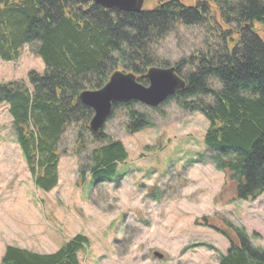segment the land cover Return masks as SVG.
<instances>
[{
    "label": "trees",
    "instance_id": "16d2710c",
    "mask_svg": "<svg viewBox=\"0 0 264 264\" xmlns=\"http://www.w3.org/2000/svg\"><path fill=\"white\" fill-rule=\"evenodd\" d=\"M188 28L204 32L200 48L172 64L160 58L161 45ZM23 46L44 71L28 72L26 84L0 83V104L8 107L36 188L49 192L57 185L59 144L70 127L78 153L85 135L98 144L79 164L80 179L109 182L127 153L103 127L91 133L92 110L80 94L100 89L116 73L146 86L150 69L173 67L183 87L163 104L172 99L208 121L198 162L223 174L233 201L264 194V0H162L139 12L80 0H0V61H15ZM136 104L113 103L108 119L123 110L130 133L152 126ZM227 226L234 241L228 239L229 249L214 264H264V249L253 247L241 227ZM87 245L76 235L52 254L7 246L0 264H79Z\"/></svg>",
    "mask_w": 264,
    "mask_h": 264
},
{
    "label": "rangeland",
    "instance_id": "374dc122",
    "mask_svg": "<svg viewBox=\"0 0 264 264\" xmlns=\"http://www.w3.org/2000/svg\"><path fill=\"white\" fill-rule=\"evenodd\" d=\"M161 1L143 0L141 10L151 11ZM203 33L188 28L170 37L160 58L172 64L188 56L200 48ZM44 68L23 46L15 61H0V83L26 84L28 72ZM134 108L152 126L130 133L123 110L102 126L127 153L109 182L95 185L89 175L80 179L79 164L98 144L85 135L78 153L70 127L59 144L58 183L44 192L35 187L8 107L0 104V259L7 246L52 254L81 235L88 245L78 254L79 264H214L229 249L228 239L234 241L227 224L241 227L253 247L264 249V194L233 201L223 174L197 160L205 151V117L172 99L158 109Z\"/></svg>",
    "mask_w": 264,
    "mask_h": 264
},
{
    "label": "water",
    "instance_id": "95a60500",
    "mask_svg": "<svg viewBox=\"0 0 264 264\" xmlns=\"http://www.w3.org/2000/svg\"><path fill=\"white\" fill-rule=\"evenodd\" d=\"M99 5L104 9H117L125 12H139L143 0H80ZM147 84L136 82L126 74L116 73L98 90L84 91L79 96L82 105L92 110L89 121L91 133L98 132L111 113L113 103L135 102L148 108H157L176 91L183 87L181 80L171 68H152L148 71ZM154 257L161 256L154 253Z\"/></svg>",
    "mask_w": 264,
    "mask_h": 264
}]
</instances>
